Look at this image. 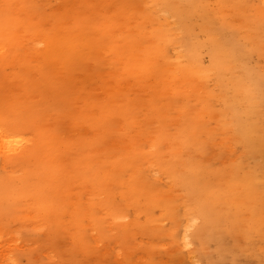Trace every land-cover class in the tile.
Segmentation results:
<instances>
[{
  "label": "rangeland",
  "instance_id": "rangeland-1",
  "mask_svg": "<svg viewBox=\"0 0 264 264\" xmlns=\"http://www.w3.org/2000/svg\"><path fill=\"white\" fill-rule=\"evenodd\" d=\"M0 130V264H264V1L0 0Z\"/></svg>",
  "mask_w": 264,
  "mask_h": 264
},
{
  "label": "bare ground",
  "instance_id": "bare-ground-1",
  "mask_svg": "<svg viewBox=\"0 0 264 264\" xmlns=\"http://www.w3.org/2000/svg\"><path fill=\"white\" fill-rule=\"evenodd\" d=\"M261 1H264V0H261ZM252 6V5H251ZM5 136H7L6 134H5V132L4 131H2V130H0V139L2 140V139H4V140H6V141H8L7 142V145L10 143V141H11V136L10 137H5ZM3 137V138H2ZM4 144H6L5 142L4 143H1L0 142V146L1 145H4Z\"/></svg>",
  "mask_w": 264,
  "mask_h": 264
}]
</instances>
